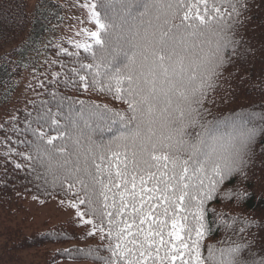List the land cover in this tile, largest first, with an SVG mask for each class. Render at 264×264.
<instances>
[{"label": "snow or ice", "instance_id": "6c2138e0", "mask_svg": "<svg viewBox=\"0 0 264 264\" xmlns=\"http://www.w3.org/2000/svg\"><path fill=\"white\" fill-rule=\"evenodd\" d=\"M79 6L97 29L78 30L81 39H69L75 51L57 47L74 57L88 53L92 63L80 67L92 86L114 94L128 113L94 105L61 125L49 109L39 119L56 135L30 125L35 141H26L32 153L25 159L36 180L75 197L68 203L92 226L89 235L99 232L108 241V256L88 255L102 264H264V258L243 259L245 245L202 252L211 230L206 205L225 180L243 172L264 134V113L201 123L204 101L239 46L234 27L242 0H84ZM79 79L87 89L89 76ZM94 117L107 131L121 128L108 140L97 138ZM197 126L193 137L188 129Z\"/></svg>", "mask_w": 264, "mask_h": 264}, {"label": "trees", "instance_id": "16d2710c", "mask_svg": "<svg viewBox=\"0 0 264 264\" xmlns=\"http://www.w3.org/2000/svg\"><path fill=\"white\" fill-rule=\"evenodd\" d=\"M242 3L245 7L240 9L234 27V39L239 46L220 69L216 87L204 101L201 123L222 121L241 111L264 113V0ZM97 10L103 16V9ZM63 13L57 0H39L32 12L27 0H0V208L7 216L24 208L27 194L42 202L53 197L66 204L70 200L75 202V197L64 189L35 179L31 161L25 159L32 153L26 141H35L30 125H44L43 131L56 135L39 119L49 109L61 125L78 119L79 113L87 114L94 105L100 106L101 111L107 106L112 111L128 113L126 103L92 86L90 74L80 67L81 63H92L88 53L80 50V56L74 57L57 47L62 45L69 52L75 51L72 44L57 38ZM26 72L33 77L27 92L17 97ZM77 72L89 76L87 89ZM93 119L100 125L97 138L108 140L121 128L117 123L112 131H107L105 122ZM261 123L256 120L258 126ZM199 131L198 126L188 129L193 137ZM260 145H264V134L256 137L253 155L243 172L225 180L206 205L211 230L202 242L205 257L209 246L219 249L245 245L243 259L258 262L264 258V152ZM226 147L224 144L220 150ZM70 159L74 161L75 157ZM17 164L21 167L17 168ZM228 193L232 195L229 197ZM80 208L85 211L83 205ZM221 219L228 223L222 224ZM46 225L43 230L31 232L22 225L0 231V264H102L88 255L89 250L109 255L105 250L108 241L101 239V233L89 235L78 219ZM242 228L244 231H240ZM84 240L88 242L74 244Z\"/></svg>", "mask_w": 264, "mask_h": 264}, {"label": "rangeland", "instance_id": "374dc122", "mask_svg": "<svg viewBox=\"0 0 264 264\" xmlns=\"http://www.w3.org/2000/svg\"><path fill=\"white\" fill-rule=\"evenodd\" d=\"M39 0H27L28 10L32 12ZM63 7L64 20L58 27L57 38L61 37L62 40L69 42L70 38L81 39L76 37V32L82 28L96 30L97 26L88 18L86 9H82L79 5L84 1L81 0H57ZM79 18V20H78ZM79 21H83L80 23ZM71 44V43H70ZM33 77V76H32ZM29 72L25 73L24 78L18 88V96L21 97L27 92V85L32 79ZM31 78V79H30ZM30 79V81H29ZM1 115V112H0ZM63 202V203H62ZM69 219H78L82 223V229L88 233L92 231V226L83 223V220L77 216V210L66 204L63 200L53 197L47 202H42L39 198L32 194H27L25 197L24 208L21 210H14V212L7 216L0 208V231L7 226L22 225L27 232L35 229L43 230L46 228V223L53 225L59 222L67 221ZM83 219H89L84 217ZM95 234H100L96 232ZM0 242L1 238H0ZM88 241L74 242V244H85ZM61 264H87V263H74L66 262Z\"/></svg>", "mask_w": 264, "mask_h": 264}]
</instances>
